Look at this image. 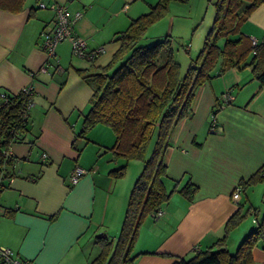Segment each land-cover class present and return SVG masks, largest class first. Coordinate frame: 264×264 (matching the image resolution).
<instances>
[{
    "label": "crops",
    "instance_id": "crops-1",
    "mask_svg": "<svg viewBox=\"0 0 264 264\" xmlns=\"http://www.w3.org/2000/svg\"><path fill=\"white\" fill-rule=\"evenodd\" d=\"M155 1L26 0L21 12L0 9V90L17 94L29 86L34 89L30 132L25 142L11 146L15 159L3 171L0 246L40 264H91L102 252L98 237L114 248L135 182L131 161L107 151L114 136L101 129L103 125L95 127L88 140L77 136L93 95L81 72L108 66L121 46L119 33L147 14L145 9L151 10ZM40 2L67 4L71 11L83 13L74 30L86 40L87 52L102 50L95 60L72 55L69 40L57 46L54 57L48 56L40 34L52 24L55 12L38 8ZM174 26L169 13L147 32L161 40L173 37ZM240 32L264 41V0L241 24ZM44 66L47 72L42 71ZM251 76V67L232 68L224 75V85L210 82L198 89L193 115L173 129L165 153L168 189L181 181L180 189L189 178L198 190L192 201L175 192L162 206L161 217L153 213L145 221L132 249V264H173L210 248L225 236L226 222L242 204L256 216L248 194L255 185L239 202L232 199L240 182L264 166V89L256 81L241 85ZM225 91L235 96L219 108L218 129L212 133L213 111ZM125 164V176L116 177L112 172ZM76 166L87 174L73 185L70 176ZM257 223L252 222L248 231ZM241 227L229 235L228 248ZM252 256V264H264L262 244Z\"/></svg>",
    "mask_w": 264,
    "mask_h": 264
},
{
    "label": "trees",
    "instance_id": "trees-1",
    "mask_svg": "<svg viewBox=\"0 0 264 264\" xmlns=\"http://www.w3.org/2000/svg\"><path fill=\"white\" fill-rule=\"evenodd\" d=\"M173 1L159 0L149 13L132 20L129 27L119 33L117 40L121 46L108 66L81 72L93 95L89 101L90 110L83 115L82 129L77 136L88 140V134L95 127L107 126L114 135L108 152L126 163L144 162L128 199L114 248L111 249L112 242L98 237L102 252L91 264H132L135 257L129 252L145 221L167 204L175 192L193 200L198 188L189 178L180 189L181 181L175 182L173 190L168 189L165 153L173 129L193 115L192 106L198 89L229 69L247 67L252 68L253 80L264 89V41L253 45V40L240 32L241 24L263 0H216L212 28L185 74L175 59L171 36L150 46L141 45L147 30L169 12ZM25 2L0 0V9L18 13L24 9ZM30 99L34 100V91L27 95L23 91L11 94L0 90V175L15 159L13 155L6 160L4 151L15 143L25 142L30 132V111L27 110ZM220 105L213 111L214 117ZM152 144V152L147 158ZM126 166L112 173L123 177ZM261 182H264V166L248 180L240 182L242 193ZM251 209L240 205L226 222L225 236L210 248L197 251L192 257L179 258L173 264H252L253 249L260 244L264 247V217L234 252L227 247L229 235L251 215Z\"/></svg>",
    "mask_w": 264,
    "mask_h": 264
},
{
    "label": "rangeland",
    "instance_id": "rangeland-1",
    "mask_svg": "<svg viewBox=\"0 0 264 264\" xmlns=\"http://www.w3.org/2000/svg\"><path fill=\"white\" fill-rule=\"evenodd\" d=\"M157 1L158 0H156L155 3H153V5L156 4ZM215 2L216 0H174L170 4V10L167 14L170 13L171 17H174L175 19V26L173 30L174 34L172 33L174 55H175V59L180 63L182 74L186 73L187 68L189 67V62H191L192 59L193 60L196 59L199 52L202 50L204 46L205 38L208 32L210 31L209 29L212 28V24L214 22ZM149 11L151 10L145 9V12L148 13ZM156 29L157 27L155 28V30ZM155 30L153 29L151 31H155ZM152 37H153L152 32H146V34L144 35V39L141 41V45L150 46L155 44L158 40L152 39ZM225 73L220 76H216L210 82L213 85H224L223 80ZM251 78L252 81H250ZM255 81L256 80H253V77L251 76L245 81H243L241 85H244L246 83H248L247 85H255L254 84ZM257 82L258 81H256V83ZM227 92L232 95L230 91H225V93ZM97 129L98 128H96L95 130ZM101 129H105V131H109V133L113 135L109 127L101 126ZM152 148H153V144L150 146V149L147 154V158L150 156L152 152ZM130 163H131L130 172L131 171L133 172V179H131V181L134 183L143 170L144 162L131 161ZM138 167L139 169L137 170ZM254 187H252L253 189H250L248 191V194L249 196H252L254 208H256L258 212L256 216L255 215L248 216L245 220H243V222L241 223L242 227L237 232H235V234L232 237V241H231L233 242L232 245L229 244L228 249H230L231 252H234L237 246L240 244V242H242V240L250 233L248 229L249 227L252 226V222L255 223L256 221L261 222L264 217V182L256 184ZM170 205H173V203H170ZM245 208L247 209L248 205ZM131 253L132 250L129 252V254Z\"/></svg>",
    "mask_w": 264,
    "mask_h": 264
},
{
    "label": "built area",
    "instance_id": "built-area-1",
    "mask_svg": "<svg viewBox=\"0 0 264 264\" xmlns=\"http://www.w3.org/2000/svg\"><path fill=\"white\" fill-rule=\"evenodd\" d=\"M38 8H50L55 12V19L51 25H47L41 32V47L48 54L49 57L55 56V50L57 46L64 40H69L71 43L72 55L85 58L90 61L96 59V57L102 51L87 52V42L84 38L79 36L74 31L75 24L82 18L83 13L81 11H71L67 4H57L53 3L48 5L44 2H40L37 5ZM258 42L253 40V45H257ZM60 69L57 67V70ZM43 72H47V67L42 68ZM34 91L33 87L29 86L23 90L25 94H30ZM233 100V96L230 93H225L221 97V106H225ZM34 105V100L30 99L27 104V110L31 111ZM218 122L214 117L211 122L210 131L212 133L217 132ZM13 156L11 148L4 151V158L7 160ZM44 159L47 158L46 154H42ZM87 174V170L76 166L72 171L70 180L73 185H76L80 179ZM3 175H0V190L3 188ZM242 195V186L238 185L233 193L232 199L235 202H239ZM4 214V209L0 206V217ZM163 215V210L160 208L157 212L153 214L155 218H159ZM0 264H40L35 259L26 258L16 254L12 249L4 246H0Z\"/></svg>",
    "mask_w": 264,
    "mask_h": 264
}]
</instances>
